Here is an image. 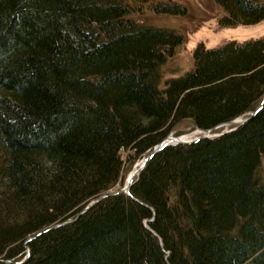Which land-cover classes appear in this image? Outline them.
Returning a JSON list of instances; mask_svg holds the SVG:
<instances>
[{
    "label": "trees",
    "instance_id": "1",
    "mask_svg": "<svg viewBox=\"0 0 264 264\" xmlns=\"http://www.w3.org/2000/svg\"><path fill=\"white\" fill-rule=\"evenodd\" d=\"M0 0V264H264V38L192 52L135 16L176 1ZM220 28L258 25L264 0H212Z\"/></svg>",
    "mask_w": 264,
    "mask_h": 264
},
{
    "label": "rangeland",
    "instance_id": "2",
    "mask_svg": "<svg viewBox=\"0 0 264 264\" xmlns=\"http://www.w3.org/2000/svg\"><path fill=\"white\" fill-rule=\"evenodd\" d=\"M153 1L156 3L159 0ZM153 1L149 6H153ZM170 1H176L179 6L185 9V14L156 15L149 8L144 7L139 15L135 16L137 20L145 25L175 30L183 38V42L174 53V57L163 70V81L180 77L192 69V52L199 44L207 49H216L229 42L244 43L264 38V21L253 26L220 28L218 21L223 13L212 0ZM180 129L185 130L186 133L181 138H188L186 141H192L204 135L199 131H190L189 126L186 124H183ZM215 135L212 133L210 137ZM141 163L142 161L136 163L128 174L124 171L122 186L117 187L115 190L124 186L127 177L133 173L132 171L137 170Z\"/></svg>",
    "mask_w": 264,
    "mask_h": 264
},
{
    "label": "water",
    "instance_id": "3",
    "mask_svg": "<svg viewBox=\"0 0 264 264\" xmlns=\"http://www.w3.org/2000/svg\"><path fill=\"white\" fill-rule=\"evenodd\" d=\"M264 106V98L262 100V103L261 105L259 106V108H257V110L255 112H253L252 114H250L246 119H243V120H235V121H232V122H229V123H226L224 125H222L221 127H224L225 130L215 136V137H220L221 135L223 134H227V133H230L234 130H236L238 127L240 126H243L244 124H246L248 121H250L256 113H258ZM212 134V130L209 131V132H206L204 135H202L201 137L197 138V139H194L192 141H183L181 138H173V137H168L166 138L162 143H160L159 145H157L156 147L153 148V150L151 151V153L149 154V156L142 162V164L140 165V167L135 170L132 174H130L128 177H127V185L124 186L121 188V189H118V190H114L110 193H108L107 195H104L100 198H97L94 202H91L85 209L84 211L81 213L83 214L85 211H87L92 205H94L95 203L101 201L102 199L104 198H107V197H112V196H115V195H118V194H126L128 195L129 194V190H130V187L134 181V179L139 175L140 171L144 168V166L147 164V162L158 152L160 151L161 149H163L164 147L166 146H177V145H180V144H193V143H197L198 141L200 140H203V139H210L212 137H210Z\"/></svg>",
    "mask_w": 264,
    "mask_h": 264
},
{
    "label": "bare ground",
    "instance_id": "4",
    "mask_svg": "<svg viewBox=\"0 0 264 264\" xmlns=\"http://www.w3.org/2000/svg\"><path fill=\"white\" fill-rule=\"evenodd\" d=\"M188 140V138H186ZM186 139H182L183 141H186ZM136 170V169H135ZM134 172V171H133ZM127 185V180L125 181V186Z\"/></svg>",
    "mask_w": 264,
    "mask_h": 264
}]
</instances>
